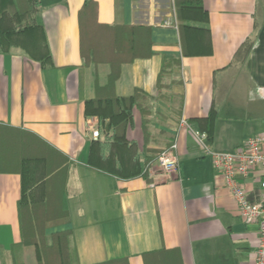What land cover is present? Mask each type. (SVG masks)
Returning <instances> with one entry per match:
<instances>
[{
	"label": "crops",
	"instance_id": "obj_1",
	"mask_svg": "<svg viewBox=\"0 0 264 264\" xmlns=\"http://www.w3.org/2000/svg\"><path fill=\"white\" fill-rule=\"evenodd\" d=\"M39 1L34 18L45 29L52 61L43 65L17 46L0 52V122L36 132L71 161L68 214L47 222V236L71 229L77 264L124 256L130 264H253L259 225L239 214L195 119L215 110L213 152H233L264 134V0H203L209 22L195 25L209 35L196 31L188 54L174 0H96L101 22L151 27L152 55L123 64L116 82L122 96L146 91L151 107V138L145 140L135 110L124 160L133 166L146 147L178 144V173L168 179L150 173V181L87 164L99 120L86 115L85 101L108 82L111 66L84 65L79 12L85 0ZM166 55L179 56L181 64L162 75L159 89ZM242 181L252 201L262 199L258 174ZM20 197V173L0 169V264H38L35 246L20 244Z\"/></svg>",
	"mask_w": 264,
	"mask_h": 264
},
{
	"label": "trees",
	"instance_id": "obj_2",
	"mask_svg": "<svg viewBox=\"0 0 264 264\" xmlns=\"http://www.w3.org/2000/svg\"><path fill=\"white\" fill-rule=\"evenodd\" d=\"M39 5V0H0V52H9L17 46L43 65L51 64L45 29L34 18ZM174 6L180 20L183 53H192L188 43L194 33L200 31L209 35V28L195 25L207 24L209 12L203 0H174ZM98 10L96 0H85L79 12L84 65L108 63L111 66L108 82L98 86L95 97L85 101V113L98 118L101 133L90 144L87 164L117 177L142 176L150 181L149 171L154 159L170 145L155 149L146 147L144 158L133 166L124 160L131 142L128 128L134 122L135 110L141 114L145 140L151 138V107L147 104L149 94L146 91L136 88L133 94L122 96L116 93V82L123 64L152 55L151 27L104 23L99 20ZM180 64L179 56L164 57L159 89L162 88V75L173 65L180 68ZM215 119V110L204 118L195 119L200 132L206 133L207 144L214 138ZM70 163L65 153L36 132L0 122V169L21 175L20 244L35 246L38 264H77L71 229L56 231L50 237L46 234L48 221L68 214L66 193ZM15 264L24 263L16 260ZM93 264H130V258L124 256Z\"/></svg>",
	"mask_w": 264,
	"mask_h": 264
},
{
	"label": "built area",
	"instance_id": "obj_3",
	"mask_svg": "<svg viewBox=\"0 0 264 264\" xmlns=\"http://www.w3.org/2000/svg\"><path fill=\"white\" fill-rule=\"evenodd\" d=\"M182 124L188 125L186 119ZM92 136H100L99 128L92 130ZM199 138L207 152L213 155V164L222 175L224 185L234 196L239 214L246 223L259 225L258 244L253 252V264H264V195L258 201H252L248 196L242 179L258 174L260 186L264 191V134L249 137L245 143L233 152H213L206 143V133H199ZM179 171L178 144L170 146L159 153L154 159L150 173L155 178H172Z\"/></svg>",
	"mask_w": 264,
	"mask_h": 264
}]
</instances>
